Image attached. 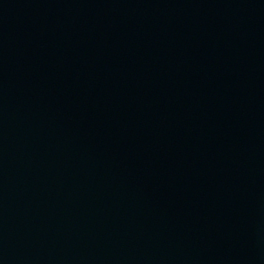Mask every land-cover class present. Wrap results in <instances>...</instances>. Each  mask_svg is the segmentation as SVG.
<instances>
[{
	"label": "water",
	"instance_id": "water-1",
	"mask_svg": "<svg viewBox=\"0 0 264 264\" xmlns=\"http://www.w3.org/2000/svg\"><path fill=\"white\" fill-rule=\"evenodd\" d=\"M80 264H264V82L195 161Z\"/></svg>",
	"mask_w": 264,
	"mask_h": 264
}]
</instances>
